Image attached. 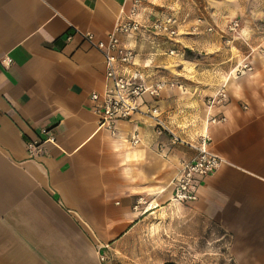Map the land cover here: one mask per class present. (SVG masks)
<instances>
[{
    "label": "crops",
    "instance_id": "0c3cea01",
    "mask_svg": "<svg viewBox=\"0 0 264 264\" xmlns=\"http://www.w3.org/2000/svg\"><path fill=\"white\" fill-rule=\"evenodd\" d=\"M129 2L0 0V264H116L123 242L174 203L173 180L204 133L222 161L197 180V199L186 205L229 235L234 264H264V52L230 48L225 29L182 25L175 37L157 35L150 22L175 14L165 0H145L140 30L120 36L136 52L120 72L138 71L147 84L178 76L197 81V62L179 55L183 45L204 51L205 66H213L201 84L165 87L155 102L165 126L186 144L173 143L165 130L157 134L139 115L118 121L110 135L88 99L104 88V60L78 32L104 39ZM5 57L10 65L2 64ZM242 60L250 70L213 74ZM220 81L228 100L208 108L205 96ZM209 113L225 121L209 124ZM42 127L51 128L55 142L45 140L43 153L30 157L26 143ZM138 257L132 250L125 264H144Z\"/></svg>",
    "mask_w": 264,
    "mask_h": 264
},
{
    "label": "rangeland",
    "instance_id": "374dc122",
    "mask_svg": "<svg viewBox=\"0 0 264 264\" xmlns=\"http://www.w3.org/2000/svg\"><path fill=\"white\" fill-rule=\"evenodd\" d=\"M165 5L167 11L178 18L179 30L186 25L185 30L200 32L206 31V25H211L221 34L229 22L237 20L238 34L229 47L239 51L243 47L252 55L260 46L264 47V0H165ZM217 39L220 43L221 39ZM220 51L221 48L219 54ZM179 55L186 61L197 62L193 69L199 74L198 80L178 76L168 81L181 90L201 84L203 74L213 66H205L208 60L205 52L183 45ZM230 67L228 70L224 66L218 68L213 74H219V79L232 76L234 66ZM222 81L218 86L223 84ZM208 96H205V103ZM147 223L133 238L123 242L115 257L116 264H125L132 250L135 255H140L137 259L144 264H234L229 256V235L214 220L196 213L190 205L169 204L151 215Z\"/></svg>",
    "mask_w": 264,
    "mask_h": 264
},
{
    "label": "built area",
    "instance_id": "2783aa9c",
    "mask_svg": "<svg viewBox=\"0 0 264 264\" xmlns=\"http://www.w3.org/2000/svg\"><path fill=\"white\" fill-rule=\"evenodd\" d=\"M129 1L128 8L122 10L113 29L104 39H96L90 32H78L83 41L101 53L104 60V88L102 92L92 91L89 93L88 99L92 111L98 116L99 126L107 130L110 135L116 134L115 128L118 121L129 120L132 116L139 115L152 122L157 134H161L165 130L170 133L173 143L179 141L186 144L165 126L155 105L163 88H172L175 83L168 80H157L147 84L138 71L128 73L119 71V66H129L135 62L136 52L122 44L120 36L134 34L140 30V8L145 0ZM149 28L157 35L175 37L178 33V20L171 14H163L151 21ZM205 29L207 32L214 31L211 25H206ZM238 29L239 22L237 20H232L227 24L223 35L225 45L229 46L232 43L238 34ZM67 39H71V36L68 35ZM257 52H264V47L260 46ZM170 53L172 54L173 50ZM1 62L4 65H10L12 59L5 57ZM250 67L249 62L242 60L234 65L231 72L233 75H238L250 70ZM144 96H147L150 101L143 102ZM227 100L228 96L224 85H222L214 94L206 98V105L208 108L220 106ZM223 121H225V117L219 113H209L207 123L214 124ZM55 139L51 128L42 127L39 130V138L26 143L28 155L39 157L43 153L44 141L55 142ZM130 142L132 145L139 143L137 133L133 134ZM210 143V136L207 133L202 134L197 144L193 146L196 150L195 156L181 165L179 174L173 180L171 197L174 203L186 205L194 202L197 199V180L211 176L219 168L222 160L210 151Z\"/></svg>",
    "mask_w": 264,
    "mask_h": 264
}]
</instances>
